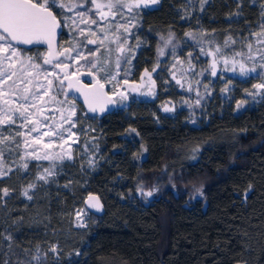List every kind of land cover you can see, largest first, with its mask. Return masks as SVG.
Segmentation results:
<instances>
[{
	"label": "trees",
	"instance_id": "trees-1",
	"mask_svg": "<svg viewBox=\"0 0 264 264\" xmlns=\"http://www.w3.org/2000/svg\"><path fill=\"white\" fill-rule=\"evenodd\" d=\"M137 12L127 66L136 80L158 65L155 98L117 103L96 117L75 101L81 125L97 138L99 159L86 172L63 164L56 184H41L42 194L28 202L9 189L0 201V264H27L37 246L44 252L51 243L63 251L58 258L49 253L47 264H264V95H248L256 77L221 81L205 73L209 93L189 110L168 67L193 46L246 51L255 44L251 33L264 24V0H240L239 7L237 0H208L203 10L200 0H160ZM229 37L234 42L226 44ZM20 48L25 61L43 63L35 48ZM193 52L195 67L207 64ZM169 100L182 106L165 113ZM138 187L159 194L148 198ZM89 193L102 197L104 213H91L87 228H74V211Z\"/></svg>",
	"mask_w": 264,
	"mask_h": 264
},
{
	"label": "snow or ice",
	"instance_id": "snow-or-ice-1",
	"mask_svg": "<svg viewBox=\"0 0 264 264\" xmlns=\"http://www.w3.org/2000/svg\"><path fill=\"white\" fill-rule=\"evenodd\" d=\"M160 0H107V3H99L98 0H85V3L91 4L97 12H99L100 19L104 21L115 20L116 16H121L125 20V23L113 24L112 31L117 34L115 36L116 48L115 51L118 53L115 61L111 60V53L113 49L110 47L106 48L107 56L100 53V46L105 45V41L108 40V34L104 31V28H101L102 35L98 39H92L90 37L96 36V33L92 31L91 28L87 29V35H85L84 28H78V35L83 36V41H77L76 45H73L70 48H64L62 51L53 50V39L56 35V30L62 26V22L69 24L73 28H77L79 24H97V20L86 18L88 16L86 11H78L77 9L82 7L79 3L66 2V0H0V97H12L11 100L5 99L4 104L7 105V108L4 110L5 115L0 118V125L12 126L15 125L16 120L13 118L18 115L19 118L25 123H30L31 127L29 132H39L40 131V120L39 117L43 115V103L44 97L48 96L53 87V79H49V73L44 72L43 77L47 81V87L41 89L37 87L33 91V81L36 80L41 73L39 71H32L33 69H39L41 66L39 64H34L32 62L33 58L29 57L27 61L22 58V50L19 45H33L36 43L44 42L48 45V53L43 59V64H52L53 60L59 61L60 57H66L69 61L75 60L77 63L80 60H84L89 65L90 69L95 70V85L89 93H86V100L89 104V110L93 113L99 110L101 113L106 110V105L108 104H117L128 99V95L124 91L117 92V88L123 85L128 84L127 79L118 80L117 77L120 75L122 63L128 65L131 63V59L134 57L131 53L134 51L132 48H127L129 38H135L130 29L136 27V24L133 23L136 20L139 12L135 16H125V11L131 14L134 9H149L150 6H155L159 4ZM201 10H203V4H206L208 0H200ZM240 0H237V6L239 7ZM55 9V11H54ZM67 9V12L71 13L75 11V17L67 16L64 10ZM107 9V11H105ZM260 31L252 32L251 35L256 38L255 43L264 45V24L260 25ZM187 35L191 36V33ZM234 42L229 41L225 43ZM171 43V40L165 42V44ZM87 45H96L95 48H87ZM137 47H139V41H137ZM249 54L247 60L251 61V66H248L243 60L237 61L233 59L231 63L233 67L231 71L236 72L235 65L239 63V73L242 76H249L252 73H257L259 69L260 76L264 78V54L261 55L260 60L257 61L250 53L253 48V43L249 42L247 44ZM86 49V51H85ZM260 49H258L259 51ZM203 51V49H201ZM219 48L215 52L211 53L215 57L216 52H219ZM75 53V55H73ZM160 54L163 55V49L160 50ZM191 54H189L190 56ZM241 55V54H237ZM91 58V59H89ZM223 62L225 65L229 64L227 57H223ZM19 65V67H17ZM55 68L64 69L68 68L69 65L62 62H57L53 65ZM212 75H216V61L213 60L211 65ZM125 76H127L128 70L125 69ZM20 73L17 76V73ZM90 76L94 75L92 71L88 73ZM74 73L64 72L63 76L60 77L57 74L53 73L52 76L55 79H58L60 88L64 87V81L67 80L68 88L73 87V81L71 76ZM146 76L150 74L145 72ZM13 77H17L16 80H13ZM143 79V77H142ZM12 81L9 85L8 82ZM179 83V81H177ZM112 85V88L109 90L106 89V85ZM4 85H8L7 90L4 89ZM23 85V87H21ZM207 91V86H205ZM253 88L256 91L249 92V96L262 95L264 94V83H257L253 85ZM79 90V89H78ZM132 91H138V88L133 87ZM223 91H228L224 89ZM109 92L112 95H109ZM15 93H19V96H15ZM151 93V88L149 89ZM66 96V93L64 94ZM119 96V101L113 97ZM23 101V103H18L17 101ZM51 100L55 103L63 104L65 101L57 100L56 96H52ZM243 101L237 103V109L242 107ZM196 104H200V100H196ZM30 109H35L34 112H30ZM165 112L173 111L172 108L165 107ZM69 118L62 117L70 125L68 129H64L68 133V138H71L75 135L72 132V127H75L76 120L70 119V117H75V107L74 105H69L68 108ZM45 120L50 119V117H45ZM195 121H193L194 123ZM44 127L48 128V131L42 132L41 136H48L50 138H55L59 135L61 141H64L65 137L61 135L55 129L57 127L63 128V125H54V124H44ZM135 132V130H132ZM16 136H24L23 132H16ZM138 135V134H137ZM15 143L19 147V142L15 140L13 136H0V144H9ZM34 143H41L40 137L34 139ZM45 147H51V145H45ZM147 151V149H145ZM36 159H40L39 156H36L35 153H31ZM49 155H45L43 159H51ZM60 159H72L70 152L65 153L63 156L59 157ZM192 159L195 160V155L192 156ZM25 169L28 168V164L23 165ZM12 172L11 167H6L4 165L3 151L0 150V179L7 177ZM44 175L39 177L40 180L47 181L49 176H52L54 173L51 169L45 168ZM175 188V185H172ZM194 187V191L199 195L203 196L204 192L202 187ZM35 188V185L30 184L23 192V195L27 197L28 200H32V196L29 195V189ZM137 193L139 195L152 198L154 195L159 194L158 188H150L145 190L143 187L137 188ZM5 197H10V192L7 187H0V201H3ZM247 198V197H245ZM89 201H97L92 204V207L99 210L101 205L98 203V198L89 196ZM76 219L78 226L87 227V224L81 220V213H76ZM6 239L11 240L12 236L9 235ZM11 248V244H9ZM25 252L28 250L25 249ZM63 249L58 250V243H51L47 251L41 252L39 246H37L36 253L31 256L27 261V264H47L49 253L55 257L60 256V252ZM75 255L79 256V252H75ZM4 264H8L7 261ZM57 264L59 261L57 260Z\"/></svg>",
	"mask_w": 264,
	"mask_h": 264
},
{
	"label": "rangeland",
	"instance_id": "rangeland-1",
	"mask_svg": "<svg viewBox=\"0 0 264 264\" xmlns=\"http://www.w3.org/2000/svg\"><path fill=\"white\" fill-rule=\"evenodd\" d=\"M66 2H72V3H79L82 5V7L78 8V11H86L88 16L86 18L95 19L97 20V24H91L90 22L88 24H79L77 28L71 27L69 24L62 22V31L59 37V47L58 51H62L64 48H70L73 45L77 44V41H83L84 37L78 35V28H84L85 29V35H87V29L91 28L92 31L96 33V36H92L90 38L92 39H98L102 33L101 28H104V31L108 34V40L105 41V45L100 46V53L107 56L108 53L106 52V48L110 47L113 49L111 53V60L114 62L116 59V56L118 53H116V43L115 36L117 34L113 33L112 25L113 24H123L125 23V20L122 19L121 16H116L115 20H109L104 21L100 19L99 12L91 5L85 3V0H66ZM99 3H107V0H98ZM154 7V6H150ZM55 11V9H54ZM107 11V9H105ZM125 11V16H128L131 18V16H135L137 9H134L131 14L127 13ZM65 14L67 16H73L75 17V11L69 13L67 12V9L64 10ZM137 20H134L133 23L136 24ZM130 31H133V28L130 29ZM131 42L132 38H129L127 45L125 47L131 48ZM96 45H87V48H95ZM219 52H216L215 57L211 53L215 52V50H209L206 51L204 49L203 45L200 46H193L190 48H187V55L185 56V52L183 56H174L168 60V67L170 70V78L172 81L177 85L178 89L183 92V98H184V105H187V107L190 109H193L196 106H199L202 102V99L209 93V86H207V91L205 86L203 85V79L205 76V73L209 72L210 78H216L217 76L220 77L221 81L224 76H233L238 79H245L247 81H251V78L256 77L255 81L251 82V85L248 89L249 92L256 91L253 88V85L257 83H264V78H262L259 74L260 70H257V73H252L249 76L245 77L240 75L239 73V63L235 65L236 72L231 71V68L233 67V64L231 61L233 59H236L237 61L243 60L248 66H251L252 62L247 60V56L249 54L248 48L246 51L242 49H229L226 47L218 46ZM36 50L34 53L37 55H40L42 57H46L47 50L36 47ZM203 49V51H201ZM258 49H260L258 51ZM134 50V49H133ZM199 51V55L201 57H207V64L203 61L199 67H195L194 63L191 62V57L193 55V51ZM86 51V49H85ZM133 54V52H132ZM131 54V55H132ZM189 54H191L189 56ZM241 54V55H237ZM253 57L257 59V61L260 60V57L262 54H264V45L260 44H254L253 48L250 53ZM75 55V53H73ZM160 56H166L165 54ZM223 57H227L229 60V64L225 65L223 62ZM24 59V57L22 56ZM28 59V57H25ZM26 59V60H27ZM91 59V58H89ZM216 61V75H212V63L213 60ZM32 62L34 64H39L41 67L39 69H33L32 71H39L41 75L33 81V91L37 87H41V89L47 87V81L43 77V73L47 72L49 73V79H53V87L48 96L44 97V103L42 105L43 107V115L39 117L40 120V131L39 132H29V129L31 127L30 123H25L22 121L18 115L14 116L13 118L16 120L15 125L7 126V125H0V136H13L15 137V140L19 142V147L16 146L15 143H9L7 145L0 144V150L3 151V157H4V165L6 167H11L12 172L2 179H0V182H5V185L3 187H7L10 189V191H14L16 193L17 189V195L19 199L23 201H30L23 195V192L30 184L35 185V188L29 189V195H31L33 198L36 197V194H42L39 190L43 185L49 184L50 182L56 184L58 181V173L65 172L63 168V164L70 163L74 164V168L78 165L82 168L84 172L91 170L97 160L100 156V149L97 142L96 136L93 134V130L91 129V126H85L83 127L81 125L80 118L77 116V106H76V100H69L65 98V93L67 92L66 89V83L64 82V87L60 88V84L58 79H55L52 74L55 73L58 76L62 77L64 72L74 73L76 74L80 79L86 81V82H92L95 80V70L90 69L89 65L86 61L80 60L79 63H77L75 60L69 61L66 59V57H60L59 61L52 62V64H43L42 61H40L38 58L37 60L33 59ZM57 62L66 63L69 65L68 68L59 69L55 68L53 65ZM125 69L128 70V75L125 76ZM2 70V69H0ZM89 71H92L94 75H89ZM147 71L149 76L145 75V72ZM158 71V65L156 64L151 69H145L140 72V75L138 79L133 80L132 79V69L130 66L124 65L122 63L120 75L117 77L118 80L127 79L128 84L123 85L117 88V92L124 91L128 95V99L126 101L118 103L119 105L123 106L129 103L131 99L134 98H147V99H154L156 96V80L155 75ZM20 73H17V76H19ZM143 77V79H142ZM3 77H0L2 79ZM17 77H13V80H16ZM179 81V83H177ZM12 81H9L8 84L10 85ZM5 90H7L8 85L3 86ZM23 87V85H21ZM133 87L138 88V91H132ZM112 88V85H106V89L109 90ZM151 88V93H149V89ZM65 92V93H64ZM111 95L112 93L109 92ZM264 95V94H262ZM262 95H255L250 96L253 100H256L260 98ZM15 96H19V93H15ZM52 96H56L57 100L65 101L63 104L55 103L51 100ZM117 101H119V96L114 97ZM9 99L11 100L12 97H0V118H2L5 115V109L7 108V105L4 104V100ZM200 100V104H196V100ZM76 101V102H75ZM18 103H23V101H17ZM79 103V102H78ZM69 105H74L76 116L70 117V119L76 120L75 127H72V132L75 133L74 136L71 138H68V133L64 131V129H68L70 125L67 123L66 120L62 119V117L69 118V112L68 108ZM182 104H178L174 101H166L162 107L161 110L163 112L165 107L172 108L173 111L171 112H165V113H174L178 108H180ZM30 112H34L35 109H30ZM86 112V111H85ZM193 113V111H191ZM45 117H50V119L45 120ZM96 117V116H95ZM44 124H54V125H63V128L57 127L55 130L58 131L61 135L65 137L64 141H61L59 135L55 138H50L48 136H41L42 132L48 131L49 129L44 127ZM23 132L25 133L24 136H16V132ZM40 137L41 143L36 144L34 143V139ZM51 145V147H45V145ZM70 152L72 155V159L69 160L67 158L60 159V156H63L65 153ZM31 153H35L36 156H39L40 159H36ZM45 155H49L52 157L51 159H43ZM27 163L28 168L25 169L23 165ZM48 168L51 169L54 173L52 176H49L47 178V181L40 180L39 177L41 175H44V169ZM72 183V181H70ZM43 184V185H41ZM47 186V185H46ZM16 188V189H14ZM43 188V187H42ZM46 189V188H44ZM38 191V192H37ZM5 201V198H4ZM81 213V220L87 224V227L89 226V223L91 221V213L86 209L84 205L80 206L79 208H76L73 214L72 224L74 228L77 229H85L84 227L78 226V222L76 219V213ZM37 216H32V220H34ZM86 227V228H87ZM3 244V241H2ZM36 253L33 252L34 255ZM70 258V254L67 256Z\"/></svg>",
	"mask_w": 264,
	"mask_h": 264
},
{
	"label": "water",
	"instance_id": "water-1",
	"mask_svg": "<svg viewBox=\"0 0 264 264\" xmlns=\"http://www.w3.org/2000/svg\"><path fill=\"white\" fill-rule=\"evenodd\" d=\"M61 31H62V26L56 30V35L53 39V50L57 51V52H59L58 47H59V37H60ZM19 47L26 48V49L39 47V48H43V49L47 50V53H48V45H47V43H44V42L36 43L33 45H19ZM59 60H60V58H59ZM55 61H57V60H53V62H55ZM70 78L73 81V87L72 88L67 87V84H68L67 80L64 81L66 83L67 92L69 95H71L73 97L74 100H76L77 102H79L83 106V108L85 109V111L88 115L93 116V117L102 116V115L110 113L113 110V108L115 107L116 104L115 105H113V104L106 105V110L102 113L99 110H97V112H95V113L91 112L89 110L88 101L86 100L85 97H86V93H89L92 90L93 86L95 85V80L92 82H86V81L80 79L76 74L72 75ZM105 90L107 91V89H105ZM109 95L111 96L110 93H109ZM89 196H93V197L98 198V203H99V205H101V208L99 210H97V208L92 207V204L96 203L97 201H89V199H88ZM84 206L86 207V209L90 213H93L95 215H102L104 213V210H105L104 200L97 193L87 194V196L84 199Z\"/></svg>",
	"mask_w": 264,
	"mask_h": 264
}]
</instances>
